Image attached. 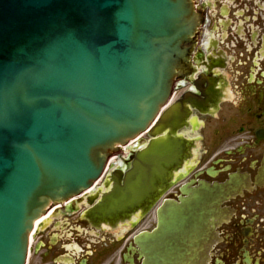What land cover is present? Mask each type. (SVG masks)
Segmentation results:
<instances>
[{
  "label": "water",
  "instance_id": "1",
  "mask_svg": "<svg viewBox=\"0 0 264 264\" xmlns=\"http://www.w3.org/2000/svg\"><path fill=\"white\" fill-rule=\"evenodd\" d=\"M190 17L186 0H0V264H24L50 200L90 187L112 146L148 128ZM162 151L158 138L137 154L124 207L159 179ZM195 207L159 210L137 239L144 264H198L182 248L194 249Z\"/></svg>",
  "mask_w": 264,
  "mask_h": 264
},
{
  "label": "flooded vegetation",
  "instance_id": "2",
  "mask_svg": "<svg viewBox=\"0 0 264 264\" xmlns=\"http://www.w3.org/2000/svg\"><path fill=\"white\" fill-rule=\"evenodd\" d=\"M186 39L152 129L89 190L54 200L25 264H142L136 238L189 191L198 264H264V0H186ZM185 22V23H186ZM156 138L163 167L142 200L119 207L137 154ZM156 178V177H155Z\"/></svg>",
  "mask_w": 264,
  "mask_h": 264
},
{
  "label": "rangeland",
  "instance_id": "3",
  "mask_svg": "<svg viewBox=\"0 0 264 264\" xmlns=\"http://www.w3.org/2000/svg\"><path fill=\"white\" fill-rule=\"evenodd\" d=\"M117 146H118V145H113L112 148H111V150H110L112 153H111L110 155H106V156H107V157H112V159L117 158V156H119V155H118V152L121 151L120 148H116ZM124 147H125V146H124ZM106 156H105V157H106ZM104 159H105V158H104ZM112 159H111V160H112ZM107 165H108V163H107ZM107 165H106V166H107ZM73 196H74V195H73Z\"/></svg>",
  "mask_w": 264,
  "mask_h": 264
},
{
  "label": "bare ground",
  "instance_id": "4",
  "mask_svg": "<svg viewBox=\"0 0 264 264\" xmlns=\"http://www.w3.org/2000/svg\"><path fill=\"white\" fill-rule=\"evenodd\" d=\"M141 135H144V133H143V134H140V135H138V136H136V137H139V136H141ZM125 195H126V194L120 195L118 198L115 197V199H117L118 202H122L123 200L126 201L127 198H126Z\"/></svg>",
  "mask_w": 264,
  "mask_h": 264
}]
</instances>
